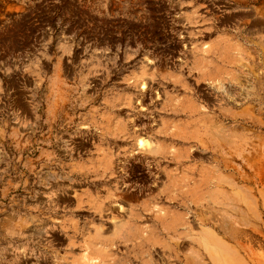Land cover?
I'll return each instance as SVG.
<instances>
[{
	"label": "rangeland",
	"instance_id": "rangeland-1",
	"mask_svg": "<svg viewBox=\"0 0 264 264\" xmlns=\"http://www.w3.org/2000/svg\"><path fill=\"white\" fill-rule=\"evenodd\" d=\"M0 264H264V0H0Z\"/></svg>",
	"mask_w": 264,
	"mask_h": 264
},
{
	"label": "bare ground",
	"instance_id": "bare-ground-1",
	"mask_svg": "<svg viewBox=\"0 0 264 264\" xmlns=\"http://www.w3.org/2000/svg\"><path fill=\"white\" fill-rule=\"evenodd\" d=\"M141 87H143V83H142V86ZM150 144H151V142L149 140L144 139L143 137H140V136H136V146H135L136 149L140 150V149L145 148L146 150H148L150 148Z\"/></svg>",
	"mask_w": 264,
	"mask_h": 264
}]
</instances>
